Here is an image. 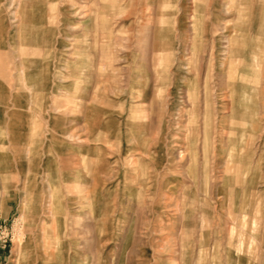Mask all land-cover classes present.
<instances>
[{
	"label": "rangeland",
	"instance_id": "rangeland-1",
	"mask_svg": "<svg viewBox=\"0 0 264 264\" xmlns=\"http://www.w3.org/2000/svg\"><path fill=\"white\" fill-rule=\"evenodd\" d=\"M0 264H264V0H0Z\"/></svg>",
	"mask_w": 264,
	"mask_h": 264
}]
</instances>
